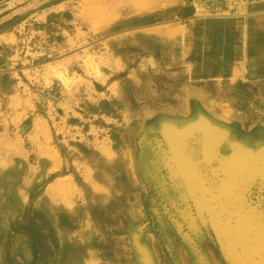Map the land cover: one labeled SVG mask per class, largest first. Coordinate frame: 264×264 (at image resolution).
<instances>
[{
  "label": "rangeland",
  "instance_id": "rangeland-1",
  "mask_svg": "<svg viewBox=\"0 0 264 264\" xmlns=\"http://www.w3.org/2000/svg\"><path fill=\"white\" fill-rule=\"evenodd\" d=\"M256 6L0 0V264H264Z\"/></svg>",
  "mask_w": 264,
  "mask_h": 264
},
{
  "label": "bare ground",
  "instance_id": "bare-ground-1",
  "mask_svg": "<svg viewBox=\"0 0 264 264\" xmlns=\"http://www.w3.org/2000/svg\"><path fill=\"white\" fill-rule=\"evenodd\" d=\"M251 3V2H250ZM243 5V4H242ZM150 33V32H149ZM161 34V33H160ZM208 129V128H207ZM209 132V129L207 130ZM212 131V130H211ZM221 131V130H220ZM183 154H180V153H177V158H178V161L183 165V167H187V162L186 160L183 158V156H181ZM244 155V154H242ZM242 155H240L239 153L238 154H235L234 156H232V158L230 159V161H228V165L231 166V172L232 174L236 177H238L239 175H241V173L243 172H247V171H250L251 170V166H249V164L247 162H245V159H243V157H241ZM250 167V168H249ZM191 172V171H190ZM189 172V173H190ZM191 174V173H190ZM230 201V200H229ZM238 214V213H236ZM244 228V227H241V229ZM219 231V229H218ZM225 232L229 231V230H224ZM220 232V231H219ZM222 233V232H221ZM226 234V233H225ZM229 236H230V232L227 233ZM233 236V235H231ZM230 236V237H231ZM264 246V245H263Z\"/></svg>",
  "mask_w": 264,
  "mask_h": 264
},
{
  "label": "crops",
  "instance_id": "crops-1",
  "mask_svg": "<svg viewBox=\"0 0 264 264\" xmlns=\"http://www.w3.org/2000/svg\"><path fill=\"white\" fill-rule=\"evenodd\" d=\"M257 7V6H256ZM254 12L256 13V14H259L261 17H264V6H259V7H257V8H254ZM194 15H195V13H194ZM199 21H201V20H199ZM201 22H203V28L204 29H206L207 27H211L210 29H211V31L213 30H215L216 29V27H215V25L216 24H212V26H210V25H208L207 24V22H205V21H201ZM259 23V22H258ZM258 30H260V31H263L264 32V22H263V20H261L260 21V27L259 28H257ZM264 34V33H263ZM250 35H251V33H250ZM252 36V35H251ZM250 37V36H249ZM239 61H242L243 60V58H239L238 59ZM235 64H237V63H235ZM261 66H263V65H261ZM259 67V66H258ZM239 68H240V73H241V76H245L246 75V72L244 71V70H242V68L239 66ZM237 69V66L235 65L232 69H231V74H230V77L232 78V77H234V76H236V74H234V72H235V70ZM212 75L209 73L208 75H207V77H211ZM238 77V76H237ZM240 77V76H239Z\"/></svg>",
  "mask_w": 264,
  "mask_h": 264
}]
</instances>
